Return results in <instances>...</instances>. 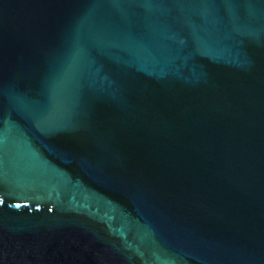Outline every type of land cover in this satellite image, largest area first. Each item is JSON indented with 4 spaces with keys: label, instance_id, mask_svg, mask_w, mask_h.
Returning <instances> with one entry per match:
<instances>
[{
    "label": "water",
    "instance_id": "1",
    "mask_svg": "<svg viewBox=\"0 0 264 264\" xmlns=\"http://www.w3.org/2000/svg\"><path fill=\"white\" fill-rule=\"evenodd\" d=\"M0 264H264V0H0Z\"/></svg>",
    "mask_w": 264,
    "mask_h": 264
}]
</instances>
